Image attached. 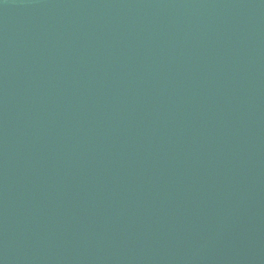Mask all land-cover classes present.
I'll list each match as a JSON object with an SVG mask.
<instances>
[{"label": "water", "instance_id": "1", "mask_svg": "<svg viewBox=\"0 0 264 264\" xmlns=\"http://www.w3.org/2000/svg\"><path fill=\"white\" fill-rule=\"evenodd\" d=\"M0 264H264V0H0Z\"/></svg>", "mask_w": 264, "mask_h": 264}]
</instances>
